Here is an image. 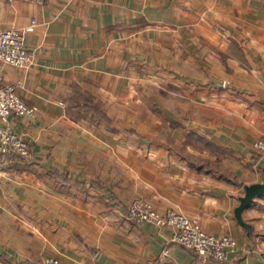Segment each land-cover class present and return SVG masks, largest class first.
<instances>
[{
	"label": "crops",
	"instance_id": "1",
	"mask_svg": "<svg viewBox=\"0 0 264 264\" xmlns=\"http://www.w3.org/2000/svg\"><path fill=\"white\" fill-rule=\"evenodd\" d=\"M37 19L29 68L2 64L35 119L31 158L0 153V262L264 264V0L0 1V30ZM1 127V120H0ZM137 198L235 244L208 259Z\"/></svg>",
	"mask_w": 264,
	"mask_h": 264
},
{
	"label": "built area",
	"instance_id": "2",
	"mask_svg": "<svg viewBox=\"0 0 264 264\" xmlns=\"http://www.w3.org/2000/svg\"><path fill=\"white\" fill-rule=\"evenodd\" d=\"M3 1V0H0ZM14 1V0H9ZM43 4L46 0H26ZM37 19L23 27L0 30V61L20 68H29L33 56L26 45V35L38 26ZM38 107L28 104L21 97L14 83L5 81L3 68L0 67V153L22 158H31L32 150L28 140L13 128L11 117L18 115L27 119L38 116ZM254 149L264 156V134L253 143ZM130 217L136 222H152L156 225L175 227L173 240L208 259L225 261L230 257V248L235 239L230 234L216 236L207 232L199 220L191 219L176 209L160 212L146 200L137 198L129 205ZM57 257H46L42 264H60ZM0 264H6L0 262ZM151 264V263H149Z\"/></svg>",
	"mask_w": 264,
	"mask_h": 264
},
{
	"label": "water",
	"instance_id": "3",
	"mask_svg": "<svg viewBox=\"0 0 264 264\" xmlns=\"http://www.w3.org/2000/svg\"><path fill=\"white\" fill-rule=\"evenodd\" d=\"M262 194H264V183H254L251 185H246V193L241 197V203L236 209V215L238 220L247 227L250 226L243 219V211L252 203L256 195Z\"/></svg>",
	"mask_w": 264,
	"mask_h": 264
},
{
	"label": "rangeland",
	"instance_id": "4",
	"mask_svg": "<svg viewBox=\"0 0 264 264\" xmlns=\"http://www.w3.org/2000/svg\"><path fill=\"white\" fill-rule=\"evenodd\" d=\"M39 4V3H38ZM28 25V24H27ZM23 27V26H22ZM12 28V27H10ZM37 28V27H36ZM7 29V28H6ZM3 30V29H2ZM29 49V48H28ZM31 53V52H30ZM32 54V53H31ZM33 56V55H32ZM34 61V60H33ZM7 82V81H6ZM9 83V82H8ZM27 103V102H26ZM157 210V209H156ZM182 245V244H181ZM184 246V245H183ZM220 261V260H219Z\"/></svg>",
	"mask_w": 264,
	"mask_h": 264
},
{
	"label": "trees",
	"instance_id": "5",
	"mask_svg": "<svg viewBox=\"0 0 264 264\" xmlns=\"http://www.w3.org/2000/svg\"><path fill=\"white\" fill-rule=\"evenodd\" d=\"M8 156H14V155H8Z\"/></svg>",
	"mask_w": 264,
	"mask_h": 264
}]
</instances>
